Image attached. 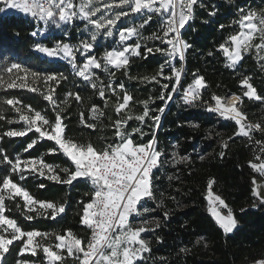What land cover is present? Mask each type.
I'll list each match as a JSON object with an SVG mask.
<instances>
[{
	"label": "trees",
	"instance_id": "obj_1",
	"mask_svg": "<svg viewBox=\"0 0 264 264\" xmlns=\"http://www.w3.org/2000/svg\"><path fill=\"white\" fill-rule=\"evenodd\" d=\"M203 4L204 7L198 6L195 18L182 30L183 39L191 48L186 52L183 61L179 91L175 92L169 101L161 125L155 133L159 150L165 155L161 157L159 169L154 170L155 199L147 201L151 212H148L146 217L151 220L148 226L151 230L145 233L144 238L150 242L151 251L145 253L136 264H254L256 260L264 259V209L250 208L253 172L249 166V161H252L259 148L255 141H264V134L254 131L250 141L248 137L235 134L238 126L234 121L208 111V106L213 103V94L220 97L236 94L242 97L240 108L247 117L245 123L264 125V101L243 97L245 89L239 83L245 76L251 77L250 82L256 87L258 94L264 96V60L259 59L256 50L252 49L244 54V58L235 68H232L228 67L223 51L219 49V44L224 43L228 35L239 31V25L233 23L239 19L238 9L240 7L264 9V0H203ZM210 11L216 14L209 16ZM221 24L225 26L223 29L219 27ZM66 26L64 30H70L71 41L79 39V30H87V25L83 21L75 20L72 25ZM33 31L34 23L29 16L15 12H0V76L7 79L5 69L11 63H20L23 67L42 75L63 73L69 79L66 82L62 81L60 85L46 84L43 79L33 84L29 77V85L37 88V91L0 87V102L8 98L19 99L22 105H31L54 122L55 113L49 102L43 99V95L47 94L48 87H55L57 103L65 108L66 114L63 118L67 138L80 144L91 142L98 148L115 142L111 124L115 119L125 115L121 113L117 116L114 111L117 96L111 91L107 92L104 99L109 103L105 105L104 99L98 95V90L75 76L66 61L50 60L40 55L35 49L37 43L53 47L56 41L65 40L57 35L51 38L32 36ZM139 31L140 35L131 40V43L139 40L142 47L161 46L158 40L144 39L153 32H159L154 24L149 23ZM259 42V39L254 41ZM209 52L213 54L209 56ZM93 55L99 59L102 52L96 49ZM260 55L264 56V52ZM164 59L165 57L159 53L150 54L147 58H134L127 70L111 69L116 73L113 79L109 78V73L101 69L93 71L99 77L98 83L126 85V89L133 94V101L129 106L133 115L143 112V105L139 101L149 97H152L149 101L151 114L160 115L158 109L166 104L159 99L161 85L168 83L170 87L164 91L171 92V84L175 83V80L168 81L158 77L159 84L140 83L139 79L132 80L129 77L155 75ZM173 64L177 68L180 67L178 60H173ZM170 73L171 66L165 70V75ZM193 73L204 77L206 87L201 89L200 100L190 105L184 103L181 96L184 88L194 80ZM69 91L81 95L82 102L72 98L68 104H63ZM118 95L122 100V93L118 91ZM93 104L105 112L103 117L96 120L90 118L89 110ZM3 107L5 119L0 120L2 137L0 148L4 151L0 153V157L6 154L12 160L17 156L21 159H43L46 164L53 166L54 171L62 179H67V174L61 169L67 167L71 172L74 171V165L62 152H49V149L57 147L55 142L40 140L33 149L24 152L27 144L38 137L37 133L29 132L24 137L3 136L7 130H22L25 127L23 121H18V115L11 106ZM82 112L89 123L97 125L96 128L90 129L80 123ZM9 119L14 123L9 124L7 122ZM134 127H140L146 133L145 136L134 135V141L137 143H147L156 130L151 117L146 118L144 124L133 119L127 126L128 131ZM174 151L188 159L174 163L172 157ZM221 152H224L223 157L220 155ZM5 174L7 168L0 161V179ZM26 175L28 178L25 181H20L19 176L15 175V182L25 187L36 199L51 201L57 205L64 204L66 210L55 220L41 216L28 221L22 215L27 211L23 206L24 202L17 197L15 200H6V207L10 209L6 211V215L16 219L25 231L36 229L49 233V238L43 240V243L54 245L55 234H63L64 230L71 229L86 244L88 231L81 224L80 218L83 204L90 200L91 193L84 180L80 178L68 185L33 174ZM210 179L214 180L212 190L222 197L228 208L233 210L238 221V226L232 233L225 234L205 209L204 193ZM41 183L45 188H39ZM17 205L20 207L17 208ZM242 209L244 211H241ZM165 212L168 213L167 218L164 216ZM30 214L35 217V212ZM156 224L160 226L155 227ZM157 237L160 239L157 240ZM21 246L20 242H14L0 264H16L17 260L47 264L42 251L39 250L37 256L30 253L19 255ZM181 249L187 251L182 252ZM64 255L66 256V253ZM64 264H78V261L67 258Z\"/></svg>",
	"mask_w": 264,
	"mask_h": 264
},
{
	"label": "snow or ice",
	"instance_id": "obj_2",
	"mask_svg": "<svg viewBox=\"0 0 264 264\" xmlns=\"http://www.w3.org/2000/svg\"><path fill=\"white\" fill-rule=\"evenodd\" d=\"M0 4L3 5L0 12L18 10L45 24H55L56 27L61 26L60 22L65 25L71 24L76 18L86 21L87 25L91 26V35L89 39L82 40L79 46L56 41L54 47L37 43L35 49L49 58L66 60L75 76L82 78L93 89H97L100 98L104 99L106 93L111 91L114 96H117L115 113L117 116L125 113L122 118L115 119L111 124L115 142L98 148L91 142L80 144L67 138L63 118L66 114L65 108L57 103L55 87H48L47 94L43 95V99L49 102L55 113L54 122L50 121L45 114L36 111L31 105H22L19 99L8 98L0 102V120L5 119L3 106L7 105L11 106L18 115V121H23L25 125L22 130L5 131L3 136L24 137L34 131L38 137L27 144L23 149L24 152H29L40 140L47 139L55 142L57 146L49 149L50 153L62 152L74 165V171L71 172L67 167L61 169L67 174V179H62L54 171L53 166L46 164L43 159H21L17 156L15 160H12L6 154L0 157V161L7 168V174L0 179V261L5 258L14 242H20L22 246L19 249V255L30 253L32 256H37L39 250L43 252L47 264H64L67 258L78 261V264H136L143 258V254L151 251L150 242L142 238V234L151 229L147 226V221H142L140 226H134L133 221L141 215V210L145 213L149 212V208L145 205L148 200L155 199L154 170L159 169L162 163L161 157L165 153L159 150L155 132L152 133V138L147 143H137L134 141V135L145 136L146 133L140 127H134L128 131L127 126L133 119L144 124L148 117H151L154 125H159L161 117L151 114L149 101L152 97L139 101L143 105V112L133 115L129 107L130 102L133 101V94L126 89V85L124 83L115 86L110 82L106 85L98 83L99 77L93 69H101L109 73V78L113 79L116 73L111 69L127 70L132 59L147 58L150 54L159 53L165 59L155 75L139 78L130 76L129 79H139L140 83L155 82L157 84L160 83L158 77H163L168 81L174 79L175 83L171 84L172 91L166 93L164 89H168L170 85L164 83L161 85L159 95V99L165 103L171 100L172 93L179 91L183 61L186 58V52L191 48V45L183 39L182 30L189 21L195 18L198 6L204 7L203 0H111L110 3H99V0H80L78 4H74L73 0H0ZM125 7L127 11L124 10ZM115 9L119 11H114ZM142 12H146L147 15L146 18L141 17V23L135 26H123L124 18L130 14ZM108 13L112 14L108 15ZM151 13L162 18L160 29L159 32H153L151 36L144 39L158 40L161 46L144 45L142 47L139 40L135 43L129 42L131 37L139 36V30L144 29L154 19ZM208 14L214 16L216 13L210 11ZM238 14L239 19L233 23L239 25V31L228 35L225 42L219 44V49L227 57L228 67L232 68H235L244 58V54L252 49L256 50L259 59L264 60V56L260 55L264 52V9L240 7ZM219 27L223 29L225 26L221 24ZM116 30H118L117 44L120 47H112L104 51L99 59L92 55L91 50L95 47L94 42H98V36L102 34L105 37H112ZM42 33L43 29L41 33L32 32L31 35L37 36ZM257 39L260 42L254 43ZM78 53L80 56L87 54L82 64L77 63ZM212 54V52L208 53L209 56ZM173 60L180 62L179 68L173 64ZM169 66H171V73L165 75V70ZM5 72L7 79L0 76V87L27 88L32 92L37 91V88L29 85V77L33 84L43 79L46 84L60 85L62 81L66 82L69 79L63 73L42 75L23 67L20 63H11ZM193 75L194 80L184 88L181 96L183 102L190 105L200 100L201 89L206 87L203 76L198 73H193ZM250 81L249 76L239 81L240 85L246 89L243 91V97L249 100L264 101V96L258 94L256 87ZM118 91L122 93V100ZM72 98L82 102L81 95L69 91L62 103L66 105ZM212 100L215 101V106H208V111L216 112L220 117L234 121L238 126L236 135L248 137L251 141L254 131L264 134V125L245 123L247 117L238 107V104L242 102L240 95L233 94L226 104L222 102V97L215 94ZM104 103L107 105L109 101L104 99ZM164 111V107L158 109L159 113ZM89 112L92 120L105 115V112L95 104ZM7 122L14 123L12 119ZM80 123L90 129L97 127L95 123H89L86 120L83 112L80 114ZM255 144L260 146V153L264 154V141L256 140ZM224 147L226 148L227 144ZM3 151L4 149L0 148V153ZM220 155L223 157L224 152ZM172 157L174 163L188 159L186 156H179L175 151ZM256 159L261 160V155H257ZM249 166L254 171L264 174V160L260 163L249 161ZM26 174L37 175L49 181L68 185L80 178L91 182L94 190L91 192L90 200L83 204L80 218L81 224L92 230L91 238L86 244L71 229L64 230L63 234H55L56 243L54 245L43 243V240L49 238V233L36 229L25 231L16 219L6 215V211H10L6 207V200H15L17 197L24 202L23 206L27 211L22 215L28 221L41 216L55 220L66 210L64 204L57 205L51 201L36 199L25 187L15 182V175L19 176L20 181H25L28 178ZM213 184L214 180L210 179L207 191L208 211L225 234L232 233L237 228L238 221L233 210L228 208L219 195L214 194ZM253 184H256L255 177H253ZM39 188L43 189L45 185L41 183ZM253 191L260 199V203L264 204V196H260L256 188ZM19 207L20 205H17V208ZM221 208H228L226 215L222 214ZM33 212H35V217L30 214ZM164 216L167 218L168 213L165 212ZM159 226V224L155 225V227ZM159 239L157 237V240ZM181 251L185 252L187 249H181ZM16 264H34V262L17 260ZM254 264H264V259H258Z\"/></svg>",
	"mask_w": 264,
	"mask_h": 264
},
{
	"label": "rangeland",
	"instance_id": "obj_3",
	"mask_svg": "<svg viewBox=\"0 0 264 264\" xmlns=\"http://www.w3.org/2000/svg\"><path fill=\"white\" fill-rule=\"evenodd\" d=\"M110 2H111V0H99V3H110ZM73 3L74 4H78V3H80V0H73ZM124 10L127 11L128 10L127 7H125ZM114 11H119V9H115ZM18 13H20V12H18ZM111 14L112 13H108V15H111ZM146 15H147L146 12H142V13H139V14H130L128 17L123 19V22H122L123 26H135V25L141 23L142 22L141 21V17H145L146 18ZM151 15H153L154 19L152 21H150V23L154 24V27L156 28V30H159L162 18L160 16H158L157 14H155V13H151ZM98 16H99V14H98ZM57 19H58V17H57ZM74 20L83 21L87 25V22L84 21L82 18H76ZM60 24H61L60 27H56L55 24L48 25V24H45L44 22L40 21V28H41V30L43 29V33L41 34L40 37L41 38H43V37L51 38L52 36H55V35L61 36L63 38V40H65L64 42L70 43V44H72L74 46H79L82 40H87V39L90 38V35H91V32H90L91 26L90 25H87V30H79V34H80L79 39H77L75 41H71L72 40L71 39V34H69L70 30H64V27L66 25L63 22H60ZM65 33H67V34H65ZM136 37L137 36L131 37L129 42H131V40L135 39ZM97 40H98V42H94L95 43V47L91 50V54L92 55H93L94 50H96V49L97 50L100 49L102 54H103L104 51L110 50L112 47H120V45L117 44V41H118V30L115 31V33H114V35L112 37H105L104 35L101 34V35L98 36ZM54 46H55V43H54L53 47ZM38 53L40 55H42V56L47 57L43 53H40V52H38ZM86 56H87V54H85V56H80L79 53H78L77 54V63L78 64H82L84 59L86 58ZM224 56H225V54H224ZM47 58L50 59V60H63V61H66V60L61 59V58H49V57H47ZM225 59H226L227 65H228V61H227V57L226 56H225ZM173 93H175V92H173ZM229 100H230V96L222 97V102L225 103V104L228 103ZM209 106H215V101H213V103L211 105H209ZM238 107H240V104H238ZM214 113H216V112H214ZM216 114H218V113H216ZM155 126H157V125H155ZM257 155H261V160H264V154L260 153V146L257 149L256 154L253 156V159H252L253 163H260L261 162V160H257L256 159ZM252 172H253L252 173V177H251L252 202L250 203V208H252V209L263 208L264 209V204L260 203V199L255 195V193L253 191V189L256 188L259 191L260 196H264V174L256 172L253 169H252ZM253 177L256 178V184H253ZM207 191H208V187H207V189L205 190V193H204L205 202H206L205 209L209 213V215L212 217V219L215 221V219L213 218L211 213L208 211L209 204H208V200H207ZM214 194L219 195L216 192H214ZM147 204L148 203H146L145 207H148ZM253 205H256V207H253ZM148 208H149V212H151L150 207H148ZM220 211L222 212V214L226 215L227 211H228V208H221ZM147 213H145V212H143L141 210V215L137 216L136 217L137 219L135 218V220L133 222L134 226H140V223L142 221H147L148 222L147 226H149L150 223H151V220H150L149 217H146ZM136 220H138L139 222H135ZM215 223H216V221H215ZM144 235H145V233L142 234V238L143 239H145ZM42 254H43V252H42ZM43 256H44V254H43Z\"/></svg>",
	"mask_w": 264,
	"mask_h": 264
},
{
	"label": "built area",
	"instance_id": "obj_4",
	"mask_svg": "<svg viewBox=\"0 0 264 264\" xmlns=\"http://www.w3.org/2000/svg\"><path fill=\"white\" fill-rule=\"evenodd\" d=\"M21 14H23V15H25L24 13H22V12H20ZM31 19H32V21H33V23H34V31L33 32H38V33H41V28H40V21L39 20H35V19H33L31 16H29ZM75 21V20H74ZM73 21V22H74ZM72 22V23H73ZM72 23L71 24H68V25H72ZM39 35H41V34H38L37 36H39ZM83 179V178H82ZM84 180V182L87 184V186H88V188H89V190H90V193L94 190L93 189V186L91 185V182L90 181H88V180H85V179H83ZM137 219V218H136ZM134 222V221H133ZM135 222H139L138 220H136ZM85 228H86V230L88 231V237H87V241H86V243L90 240V238H91V234H92V230L90 229V228H88L87 226H85V225H83Z\"/></svg>",
	"mask_w": 264,
	"mask_h": 264
},
{
	"label": "water",
	"instance_id": "obj_5",
	"mask_svg": "<svg viewBox=\"0 0 264 264\" xmlns=\"http://www.w3.org/2000/svg\"><path fill=\"white\" fill-rule=\"evenodd\" d=\"M174 95H175V93H173V94H172V97H173ZM169 101H170V100H167V102H166V104H165V106H164L165 110H166V107H167V105H168ZM164 112H165V111H164ZM164 112H163V113H160V117H161V119H162V116H163ZM160 125H161V120H160V123H159V125H157V126H156L155 133H156V132H157V130L159 129Z\"/></svg>",
	"mask_w": 264,
	"mask_h": 264
},
{
	"label": "crops",
	"instance_id": "obj_6",
	"mask_svg": "<svg viewBox=\"0 0 264 264\" xmlns=\"http://www.w3.org/2000/svg\"><path fill=\"white\" fill-rule=\"evenodd\" d=\"M3 7V5L2 4H0V8H2ZM9 12H15V13H18L19 11L18 10H6L4 13H9ZM26 16H30V15H27V14H25ZM65 27H67V26H65Z\"/></svg>",
	"mask_w": 264,
	"mask_h": 264
},
{
	"label": "bare ground",
	"instance_id": "obj_7",
	"mask_svg": "<svg viewBox=\"0 0 264 264\" xmlns=\"http://www.w3.org/2000/svg\"><path fill=\"white\" fill-rule=\"evenodd\" d=\"M232 95H230V98H231Z\"/></svg>",
	"mask_w": 264,
	"mask_h": 264
}]
</instances>
